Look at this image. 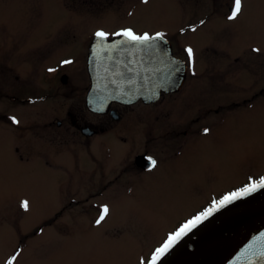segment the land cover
<instances>
[{
  "label": "rangeland",
  "instance_id": "1",
  "mask_svg": "<svg viewBox=\"0 0 264 264\" xmlns=\"http://www.w3.org/2000/svg\"><path fill=\"white\" fill-rule=\"evenodd\" d=\"M208 1L24 0V7H18L15 2L0 0V60L7 51L77 55L86 50L98 28L108 36L123 29L141 35L156 30L168 34L175 25L195 21ZM236 22L242 23L238 38L233 35L237 23L230 25L224 17L213 15L184 39L192 45L197 59L202 58V52L211 62L221 56L198 51V47L215 48L227 56L243 53L235 50L250 43L264 47V0H246ZM205 65L201 59L197 71ZM221 68L224 75L228 65ZM212 72L219 73L213 67L205 72L203 69L201 81L205 87L206 74ZM229 79L227 74L225 80L215 82L217 99L227 92H217L219 83L223 85ZM195 95L184 103L192 104ZM175 101L166 98L151 107L129 108L111 131L127 134L126 130L133 127L132 133L136 129L140 143L135 145L137 141H131L129 135L126 143L112 134L98 137L91 144L93 160L77 153L75 159L67 162L52 158L53 164L49 165L44 159L22 163L14 154L11 134L1 126L0 264H8L13 256L16 258L12 264H148L155 249L188 220L220 198L264 177V97L250 108L235 109L222 118L212 111L217 102L204 101L186 109L182 104L174 109ZM7 105L1 99L0 112H5ZM203 109L208 113L203 112L199 120H194ZM32 111L36 116L39 109ZM28 115L24 123L31 127L36 121L33 113ZM48 116L45 113L40 121H46ZM92 121L96 123L101 118L93 117ZM202 126L209 130L206 135L188 138L179 154L173 152L169 156L162 141H170L167 132L186 127L190 133ZM150 128L162 135V139L156 135L158 147L153 149L159 158L157 167L138 178L122 176L118 183L104 189V182L114 178L121 161L131 158V150H143ZM25 137L29 140L33 134L27 131ZM48 145L45 142L46 148ZM76 147L80 148L77 143ZM99 190L103 194L98 199L85 202L83 196ZM70 197L79 203H72L76 207L54 221ZM97 200H107L109 209L100 225L93 219L96 212L90 211L94 209L90 202ZM23 201L28 202L27 210L21 207ZM47 223L51 225L32 234Z\"/></svg>",
  "mask_w": 264,
  "mask_h": 264
},
{
  "label": "flooded vegetation",
  "instance_id": "2",
  "mask_svg": "<svg viewBox=\"0 0 264 264\" xmlns=\"http://www.w3.org/2000/svg\"><path fill=\"white\" fill-rule=\"evenodd\" d=\"M9 1L15 2L18 7H24V0ZM245 1L242 0V10ZM233 7L234 0H209L207 5L201 7V13L195 21L182 26L175 25L168 31V34L163 33V30L148 33L151 36L162 33L163 37L169 42L173 55L185 63L186 75L182 86L178 91L161 93L157 101L148 104L142 100L130 104L113 100L103 113L91 111L86 104L87 95L92 85L91 74L88 70L91 54V51L88 50L89 43L85 51H79L77 55L72 56L61 55L60 51H28L26 49V51H7L6 56L2 58L3 61L0 60V100L4 99V103L8 104L5 112H0V127L5 126L6 130L9 131L8 133L11 134L14 154H16L22 163L37 162L44 159V162L49 165L53 164L54 159L58 162H67L71 158L75 159L77 153L88 156L93 160L91 144L101 136L112 134L115 135V139L118 138L120 141L126 143L129 135L131 141H137V143H134L137 145L140 142H138V134H136L135 128V131L132 133L133 127L132 129L130 127L128 131L126 130L127 134L120 131V133H115L111 130L123 119L129 108L135 105L151 107L161 103L166 98L176 100L174 109H177L178 106L185 104L188 98H191L195 93L196 95L192 100L193 103L189 106L185 104L184 109L193 107V104L196 103L201 104L204 101H213L217 102L218 106L214 107L212 111L215 115L219 114L220 118L236 112L237 110L235 109H248L253 106L254 103H257L264 97V47L257 43H250L235 50L244 51L243 53H232L230 56L219 53L215 48L198 47V51H206L214 56L218 54L221 56L216 61L213 60L211 62L209 58L201 55L202 52L200 53L201 59L206 61L208 65H205L203 68L204 72L206 70L209 71L211 67H213L214 71L219 72L218 75L213 72L206 74V79L208 80L205 87L201 81L203 69L197 71V65L201 63V59H197L192 45L184 39L186 35L195 33L198 28L205 25L213 15L224 17L225 21L230 23V25L237 23L233 35L235 38H238L237 32L242 23L236 22L238 18L234 21L227 19ZM204 9L205 11H203ZM25 10L27 9L25 8ZM98 30L101 31L98 28L95 32ZM136 35L141 34L138 33ZM186 48H191L194 52L191 68L188 67ZM254 48L259 51L253 52L252 49ZM155 50V46L153 45L151 51H149V57L154 56ZM219 51H224V49H219ZM126 52L125 58L132 62H139L140 56L144 55V51ZM149 59L151 60V58ZM223 59H225L224 62H221ZM64 60H71L72 63L61 65V62ZM129 61L128 64L130 65ZM225 65H228V68L223 75L220 73V70ZM49 68H53L55 71L50 73L48 71ZM104 70H108V68H104ZM193 72L195 73L194 75ZM227 74H229L230 79L229 81H224L225 87L221 83L218 85L217 92L222 93L227 91L219 100L214 94V92L216 93L214 85L217 81L225 80V75L227 76ZM205 91L207 94H203ZM206 96L208 97L206 98ZM221 100L224 101L222 102ZM36 108L39 111L34 116L35 112L32 110ZM204 110L197 112L194 120L197 121L204 113H208V111L204 112ZM29 112L33 113L32 117L36 121L31 127L24 123L25 116H29ZM45 113L50 115L48 116L49 118L46 121H40L43 119ZM10 117H15L19 123L12 124L9 119ZM93 117L101 118V121L95 123L92 121ZM189 129L185 127L182 130H178L177 128L171 132H167L166 134H169L170 141L165 142L162 139V135L152 132L155 131V128H150L147 133V136L149 134L148 142L143 144V150H131L133 153L131 158L127 162L121 161L119 171L116 175H112L114 178L104 180V189L110 184L118 183L122 176L126 178H138L140 175L142 176L153 171L159 164V158L156 151H154L158 147L157 136L162 139L164 145L167 147L166 149L170 151L169 156H171L173 152L179 154L182 151V147L186 145L185 142L188 138L196 135H206L204 129L207 128L203 126L199 130L194 129L188 133ZM27 131L33 134V137L29 140L25 137ZM22 142L26 144L23 146L21 145ZM45 142L49 144L48 147L51 146L52 148L47 149L48 147L44 146ZM76 143L80 148L76 147ZM69 145L72 146L70 147ZM66 146H68V149ZM141 155L150 156L152 158V166L144 168L137 164L136 159ZM153 161L156 162L155 166H153ZM105 173L110 172L106 170ZM101 194L103 193L99 190L97 194L83 197L85 202H87L89 198L96 197L98 199ZM81 197L77 199L81 200ZM72 203L77 205L79 201L70 197L64 203L62 209L55 214L53 220L55 221L57 218H60L69 208H75L76 206L72 205ZM107 204V200L102 203H99L98 200L90 202V205L94 208L90 211L96 212L93 218L95 221L99 218L103 208H108ZM89 215H92V213ZM50 225V223L43 224L32 234L41 230L42 227Z\"/></svg>",
  "mask_w": 264,
  "mask_h": 264
},
{
  "label": "water",
  "instance_id": "3",
  "mask_svg": "<svg viewBox=\"0 0 264 264\" xmlns=\"http://www.w3.org/2000/svg\"><path fill=\"white\" fill-rule=\"evenodd\" d=\"M153 45L156 50L149 57ZM88 50L92 85L86 104L93 112H105L113 100L124 104L138 100L146 104L155 102L161 93L178 91L185 79V63L173 56L164 38L134 44L119 36L103 41L94 37ZM126 51H144V55L139 62H132L125 58ZM136 162L144 168L152 166L151 158L146 155L138 156ZM261 180L234 192L235 197L231 193L223 205L219 202L224 198L205 210L203 213L212 209L156 264H264Z\"/></svg>",
  "mask_w": 264,
  "mask_h": 264
},
{
  "label": "snow or ice",
  "instance_id": "4",
  "mask_svg": "<svg viewBox=\"0 0 264 264\" xmlns=\"http://www.w3.org/2000/svg\"><path fill=\"white\" fill-rule=\"evenodd\" d=\"M143 2L147 3L148 0H143ZM242 12V0H234V7L230 13V15H228L227 19L229 21H234L235 19L238 18V15L241 14ZM201 23H203V21H201ZM195 30V29H193ZM113 36H119V37H123L125 38L127 41L132 42L134 44H146L152 40H160L163 38V34L162 33H157L154 37L149 35L148 33H145L143 35H136L134 34L133 30L131 29H123L120 30L119 32H116L114 34H112ZM94 37L97 38L98 40H107L109 38L108 34L103 32V31H96L94 33ZM253 52H258V49H252ZM185 52L187 54V60H188V67L191 68L192 67V63H193V56H194V52L193 49L191 48H186ZM72 61L71 60H64L61 62V65H68L71 64ZM48 71L54 72L55 69L53 68H49ZM195 73L193 72V75ZM12 122V124H18L19 121L15 118V117H10L9 118ZM209 132L208 129H204V133L207 134ZM155 161H153V166H155ZM261 186H264V178H262L261 180ZM253 187H255V185H253ZM247 191V189H246ZM237 194H233V197H235ZM230 199V197H224L223 200H221L219 203L221 205H223L225 202H227ZM21 207L24 210H27L29 205L27 201H23L21 202ZM212 211V209H209L208 212H205L201 215H198L196 217H194L191 220H188L185 224H183L178 231H176L173 234H170L167 239L163 242V244L155 249V252L152 254L151 256V260L148 262V264H156V261L160 259V257H162L179 239H181L184 235H186L189 231H191L192 229H194L201 221L204 217H206L207 215L210 214V212ZM109 209L107 207H104L99 218L95 221L96 225H100L101 222L105 219V216L108 214ZM15 256L12 257V260H15ZM12 260H9L8 264H12ZM141 264H145V262H141Z\"/></svg>",
  "mask_w": 264,
  "mask_h": 264
}]
</instances>
